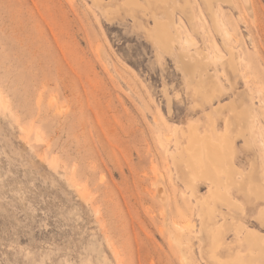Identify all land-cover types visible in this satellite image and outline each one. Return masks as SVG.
<instances>
[{
	"label": "rangeland",
	"instance_id": "1",
	"mask_svg": "<svg viewBox=\"0 0 264 264\" xmlns=\"http://www.w3.org/2000/svg\"><path fill=\"white\" fill-rule=\"evenodd\" d=\"M153 2L0 0V264H210L198 202L216 210L219 262L263 264L264 197L249 186L264 192V0ZM216 52L236 54L229 83L218 67H192L201 54L217 64ZM215 78L220 99L193 98ZM236 93L254 104L258 142L231 126L234 185L220 202L209 179L191 185L183 133L198 124L208 137L209 119L226 133ZM248 233L260 237L255 254Z\"/></svg>",
	"mask_w": 264,
	"mask_h": 264
},
{
	"label": "bare ground",
	"instance_id": "2",
	"mask_svg": "<svg viewBox=\"0 0 264 264\" xmlns=\"http://www.w3.org/2000/svg\"><path fill=\"white\" fill-rule=\"evenodd\" d=\"M150 4L151 2H153V0H147ZM168 4V0H166ZM207 2L209 0H206ZM126 2H128V0H126ZM135 2V1H134ZM159 2V1H158ZM157 2V3H158ZM162 3V1H160ZM137 3H138V0H137ZM154 3V2H153ZM157 3H154V4H157ZM164 3V2H163ZM162 3V4H163ZM175 3V2H174ZM164 5V4H163ZM170 5V4H169ZM172 6V5H171ZM181 6V5H180ZM189 5L185 3L182 5V7H180V10L182 11V14L184 12V14L186 15L189 11ZM208 6V5H207ZM117 7V6H116ZM115 7V8H116ZM115 8L113 9L115 11ZM153 8V7H152ZM151 8V9H152ZM166 8V7H165ZM155 9V8H154ZM107 10V9H106ZM111 10V9H110ZM109 10V11H110ZM118 10V9H117ZM169 10V9H168ZM175 10V9H174ZM214 10V9H213ZM210 11V10H209ZM151 12V10H150ZM170 12V11H169ZM212 12V11H211ZM110 13V12H109ZM136 13V12H135ZM158 13V12H157ZM155 14V13H154ZM211 14V13H210ZM212 17H213V14H211ZM112 16V15H111ZM167 16V15H166ZM209 16V15H208ZM216 16V24H217V27L220 29V31H222L221 33L225 36L226 39H230L231 38V34L230 32H228L226 29H222L223 28V22L220 20L219 18V15H215ZM210 17V16H209ZM194 18V17H193ZM192 18V19H193ZM170 19V17H169ZM173 20V18H171ZM170 19V20H171ZM213 20V19H212ZM153 21V20H152ZM165 21V20H164ZM163 21V22H164ZM168 21V20H167ZM156 22V21H155ZM160 22V21H159ZM157 22V23H159ZM166 22V21H165ZM164 22V23H165ZM169 22L168 23L166 22L164 25L162 24L160 26V29H159V35L157 37H159L161 39V42L163 45H167L168 42H169V38L171 37L170 36V30H169ZM154 24V23H153ZM178 24V23H177ZM214 24V23H213ZM157 26L160 25V24H156ZM155 25V26H156ZM154 26V25H153ZM154 26V28H155ZM156 28H159L157 27ZM214 26V25H213ZM147 27H149L147 25ZM173 27V26H172ZM175 27V26H174ZM183 28L181 22L177 25V30L180 31L181 29ZM148 29V28H146ZM218 29V30H219ZM150 30V29H149ZM176 30V32H177ZM158 31V29H157ZM150 32V31H149ZM218 33V32H217ZM156 35L158 34L155 33ZM176 34V33H175ZM178 35L180 36V33H178ZM217 35V34H216ZM178 36V37H179ZM184 36V35H183ZM222 36V35H221ZM221 38V37H220ZM178 39V38H177ZM180 39V37H179ZM224 39V38H223ZM176 41V40H175ZM178 42V41H177ZM173 43V42H172ZM172 43H169V46L170 44L172 45ZM226 44V43H225ZM157 44H155L156 46ZM183 45H186L188 47H192L194 45V42L189 40V39H184L183 41ZM181 47V46H180ZM225 47V46H224ZM184 48V47H183ZM177 49V48H176ZM182 49V48H181ZM226 49V48H225ZM224 49V51H225ZM230 49V48H229ZM232 49V48H231ZM190 50V49H189ZM189 50L187 49H183V51H186V52H189ZM195 50V49H194ZM200 50V49H199ZM228 50V49H227ZM197 51V50H195ZM172 52V51H171ZM202 52V51H201ZM178 53V52H177ZM191 53V52H190ZM194 53V52H193ZM203 53V52H202ZM231 53V52H230ZM229 53V54H230ZM181 54V63L184 67H187L188 65V62H187V57L185 58V55L182 53ZM186 54V53H185ZM236 55V54H235ZM234 54L230 55L229 57H225L221 54H219L218 52L215 53V56H216V62L217 64L215 63H212V59H210V57L206 54H201V56L198 58H196L197 62L194 63L192 65V67H196V66H199V67H205V69L209 66H214V67H218L222 70V73H221V76L224 77L226 79V81H230V78H232V76L237 72V67H238V62H237V58L235 57ZM158 56V55H157ZM177 56V55H176ZM213 56V55H212ZM178 58V57H177ZM194 60V59H193ZM190 64V63H189ZM192 64V63H191ZM190 67V65H189ZM180 69V68H179ZM208 69V68H207ZM193 70V69H192ZM217 70V69H216ZM215 70V71H216ZM207 71V70H206ZM194 72V71H193ZM203 72V71H202ZM209 72V71H208ZM217 72V71H216ZM206 74H208L206 72ZM238 74V73H237ZM190 75V74H189ZM193 76V75H192ZM209 76V75H208ZM217 76V75H216ZM239 76V75H238ZM237 76V77H238ZM210 78V77H209ZM213 78V77H212ZM234 78V77H233ZM209 81V80H208ZM207 81V82H208ZM189 83V82H188ZM186 84V83H185ZM203 84V83H201ZM205 84V83H204ZM207 84V83H206ZM230 86V85H229ZM189 87V86H188ZM188 89V88H187ZM225 91V90H224ZM192 93H193V98L196 99L197 96H202V99L204 102H211L214 98H217L220 99L221 98V95L223 93V87H222V84L221 82L219 81V79L216 80L215 79H211L207 85H204V86H201V85H198V84H195L193 87H192ZM227 93V92H226ZM245 93V92H244ZM249 95V94H248ZM244 96V94H243ZM246 96V95H245ZM225 97V96H224ZM240 94L239 93H236V95L234 96V102L231 106L228 107V109L230 110L231 112V117L230 118H226L225 120V128H226V133H224L223 135L221 136H218L216 137L214 135V131H215V128H216V124H215V121L214 119H209L210 121V129H211V134L204 138V139H200L198 138V134L196 135L195 133V129L194 127H196V125L198 126V124H196L194 127H192L191 125L186 128V131L183 133V137L186 139V145L183 147V152L185 153V161H187V166H186V169H187V174L189 175V180L191 181V185L194 186L196 185V182L198 181L197 178H207L209 179L212 183V185L214 186L215 188V191L213 192V195L211 197L212 200H215V201H220V202H226L228 200V193L229 191L231 190V188L233 187V183H234V177L235 175H233V172H235L233 169V165H232V157L234 155V147H233V143L231 142V138L229 136V130L231 128L232 125L234 124H238V130L236 131H239L240 134H249L250 137L252 138V140H254L253 137L256 138V134H255V129H256V120L258 118V116L256 115V113H253L252 112V109L254 108V104H253V108H251V106L249 105L248 106H242V102L244 99L246 98H240ZM250 98V97H249ZM201 99V100H202ZM242 99V100H240ZM247 100V99H246ZM250 101V99H249ZM194 102V101H193ZM196 102V101H195ZM252 102V101H251ZM220 103V102H219ZM253 103V102H252ZM201 105V104H200ZM219 105L215 108H217V111L216 113H221L223 111V108L224 106H220L219 108ZM223 107V108H222ZM257 109V108H256ZM212 110V109H211ZM251 110V111H250ZM254 110V109H253ZM229 113V112H228ZM209 114V113H208ZM206 114V115H208ZM223 114V113H222ZM214 118V116H213ZM219 119V118H218ZM223 119V117H222ZM217 121V120H216ZM224 121V120H223ZM222 122V121H221ZM220 122V123H221ZM224 124V123H223ZM194 125V124H193ZM223 126V125H222ZM209 127V126H208ZM199 128V127H198ZM206 128V127H205ZM204 128V129H205ZM219 129V127H218ZM196 130H198L196 128ZM234 130V129H233ZM231 130V131H233ZM208 132V131H206ZM216 132V131H215ZM209 133V132H208ZM217 133V132H216ZM218 133H222V132H218ZM235 133V132H234ZM206 134V133H205ZM239 134V135H240ZM182 135V134H181ZM237 135V133H236ZM174 136V134H173ZM249 137V136H248ZM247 137V139H248ZM249 137V138H250ZM240 138V137H239ZM244 138V137H243ZM246 138V137H245ZM244 138V139H245ZM180 139V138H179ZM236 139V138H235ZM249 140V139H248ZM176 141V140H175ZM256 141L258 142L257 138H256ZM178 142V140L176 141ZM182 142V141H181ZM254 143V142H253ZM180 144V143H179ZM183 144V143H182ZM246 144V142H245ZM249 145V143H247ZM255 144V143H254ZM247 145V147H248ZM180 147V146H179ZM251 149V148H250ZM248 152V151H247ZM174 153V152H173ZM178 154V153H177ZM181 154V153H180ZM172 155V154H170ZM176 155V154H175ZM174 156V155H173ZM180 158V157H178ZM171 159H173L171 157ZM184 159V157H183ZM183 161V160H182ZM235 161V160H234ZM181 163V161H179ZM179 163V164H180ZM184 163V161H183ZM254 163V162H253ZM171 164V163H170ZM182 164V163H181ZM180 164V165H181ZM255 164V163H254ZM179 165V166H180ZM182 166V165H181ZM256 166V164H255ZM180 168V167H179ZM182 170V168H180ZM180 170V171H181ZM255 171V170H254ZM263 171V170H262ZM176 172V171H175ZM236 172H237V169H236ZM242 173V172H241ZM240 173V174H241ZM172 174V173H171ZM186 174V172H185ZM183 174V175H185ZM186 174V175H187ZM235 174V173H234ZM238 174V173H236ZM259 174V172H258ZM220 175H223L225 176L226 178V182L223 184L222 181L223 180H220ZM243 175V174H242ZM185 177V176H184ZM183 177V179H184ZM264 177V176H263ZM262 177V178H263ZM187 179V178H186ZM243 179V177H242ZM239 180V179H238ZM244 180V179H243ZM174 181V180H173ZM187 181V180H186ZM201 181V180H200ZM236 181V180H235ZM254 181V180H253ZM205 182V181H204ZM207 182V181H206ZM245 182V181H244ZM258 182V181H257ZM248 182L246 181V184ZM236 184V183H235ZM238 184V183H237ZM240 184V183H239ZM245 184V183H243ZM250 184V183H248ZM257 183L254 184V182L252 184H250V193H252V195L254 194L257 198H260L261 196L264 197V192L260 193L259 194V188L257 187L256 185ZM190 185V184H189ZM260 186V185H259ZM196 187V186H195ZM210 187V186H209ZM208 187V188H209ZM224 187V188H223ZM241 187V186H240ZM247 187V185H246ZM193 188V187H192ZM191 188V189H192ZM235 188V187H234ZM262 188V187H261ZM261 188H260V191H261ZM237 189V188H236ZM240 189V188H239ZM249 190V189H248ZM193 191V190H192ZM264 191V190H262ZM164 192V191H163ZM184 192V191H183ZM199 193V191H198ZM196 195V193H194ZM163 195V194H162ZM251 195V196H252ZM189 196V195H188ZM246 196V195H245ZM249 196V194H248ZM256 199V198H254ZM260 201V200H258ZM233 203V202H232ZM241 203V201H240ZM245 203V202H244ZM249 203V202H248ZM217 204V203H216ZM226 204V203H225ZM254 204V203H253ZM198 205L200 206V213L201 216L200 217V220H201V235L203 234V231L205 232V238L207 236V239H208V245H207V248H206V254L208 255V260L210 261V264H246L244 262V259L242 257H239V256H235L233 258H229L227 259L226 261L228 263H225V262H219L216 254L222 250L223 248H225V244H224V241L221 237V230L219 229H215L214 228V224L216 222V215H215V211L213 209L212 206H210L208 204V202L204 203V202H198ZM219 205V204H218ZM236 205V204H235ZM238 205V204H237ZM233 206V205H232ZM231 206V207H232ZM215 207V206H214ZM220 207V206H219ZM225 207V206H224ZM234 207V206H233ZM238 207V206H237ZM240 208V206H239ZM198 209V208H197ZM216 209V208H215ZM233 209V208H232ZM231 209V210H232ZM199 210V209H198ZM234 210V209H233ZM238 210V209H236ZM258 210V209H257ZM221 211V209H220ZM241 211V210H240ZM239 211V212H240ZM244 211V210H243ZM243 211L241 212L243 214ZM235 212V211H234ZM218 213V212H217ZM221 213V212H220ZM223 213V212H222ZM198 214V215H200ZM224 214V213H223ZM231 214V213H230ZM238 214V213H237ZM225 215V214H224ZM257 215V214H256ZM260 219L262 221V223L264 224V210L261 211V214H260ZM236 216V215H235ZM242 216V215H240ZM234 217V215H233ZM233 220V218H232ZM236 220V219H235ZM226 221V219H225ZM231 221V220H230ZM235 222V221H234ZM233 222V223H234ZM259 222V221H258ZM228 223V222H227ZM226 223V224H227ZM240 223V222H239ZM242 223V222H241ZM245 223V222H243ZM225 224V225H226ZM232 225V224H231ZM237 225V224H236ZM236 225H234V227H236ZM239 225V224H238ZM238 225H237V228H238ZM232 227V226H231ZM231 230V229H230ZM229 230V231H230ZM248 230V229H247ZM237 231V230H235ZM255 231V230H253ZM234 232V231H233ZM250 232V231H249ZM252 232V231H251ZM256 232V231H255ZM235 233V232H234ZM247 233V232H245ZM250 235H248L245 239L244 242H246L247 244L251 245L249 249L250 250V253L252 254H255L253 250H256V249H261L260 248V237L257 235H254L252 233H248ZM252 234V235H251ZM193 235V234H192ZM236 235V233H235ZM192 237V236H191ZM203 237V236H202ZM204 238V237H203ZM244 238V237H243ZM202 239V238H201ZM236 241V240H235ZM204 244V243H203ZM254 247V248H253ZM202 248V247H201ZM203 249V248H202ZM248 249V250H249ZM201 250V249H200ZM257 252V251H256ZM257 255H258V252H257ZM264 255V254H263ZM254 256V255H253ZM250 257V256H248ZM204 258V257H203ZM256 260L255 257H252ZM251 258V259H252ZM204 260V259H203ZM253 260V261H255ZM260 260V258H259ZM258 258H257V261L259 262ZM205 261V260H204ZM207 261V260H206ZM249 262V260H248ZM260 263V262H259ZM264 264V262H262ZM249 264V263H248ZM253 264V263H251ZM257 264V263H256Z\"/></svg>",
	"mask_w": 264,
	"mask_h": 264
}]
</instances>
